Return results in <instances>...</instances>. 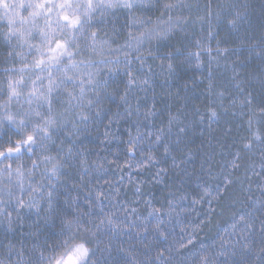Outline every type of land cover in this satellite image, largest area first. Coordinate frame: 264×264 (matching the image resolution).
<instances>
[{
	"label": "snow or ice",
	"instance_id": "1",
	"mask_svg": "<svg viewBox=\"0 0 264 264\" xmlns=\"http://www.w3.org/2000/svg\"><path fill=\"white\" fill-rule=\"evenodd\" d=\"M0 264H264V0H0Z\"/></svg>",
	"mask_w": 264,
	"mask_h": 264
},
{
	"label": "trees",
	"instance_id": "2",
	"mask_svg": "<svg viewBox=\"0 0 264 264\" xmlns=\"http://www.w3.org/2000/svg\"><path fill=\"white\" fill-rule=\"evenodd\" d=\"M109 159H112V157L109 156ZM125 184H127V177L125 178ZM127 190L129 192V195L131 196V190L130 189H127ZM154 193L156 196H158V197L160 196V191H159L158 186H157V188L154 189ZM213 207H216V205L214 204ZM207 209H208L207 204L197 205L196 210L191 213L190 217H186L185 214L182 213L180 216V219L183 222V226H186L188 231H191L194 227L199 226L202 229V231H199V233H198L199 237L202 239H205L206 241H209L210 238L215 233L216 224L218 222L223 223L224 220L227 218L230 210L225 209L223 215H213V217L211 219V223H208V219L206 216ZM178 211H179V209H178ZM219 211H220V209L217 208V212H219ZM197 213H199V215H197ZM202 220L205 221L204 224L200 223ZM177 231H179V229H177Z\"/></svg>",
	"mask_w": 264,
	"mask_h": 264
},
{
	"label": "rangeland",
	"instance_id": "3",
	"mask_svg": "<svg viewBox=\"0 0 264 264\" xmlns=\"http://www.w3.org/2000/svg\"><path fill=\"white\" fill-rule=\"evenodd\" d=\"M25 159H27V158L25 157Z\"/></svg>",
	"mask_w": 264,
	"mask_h": 264
}]
</instances>
